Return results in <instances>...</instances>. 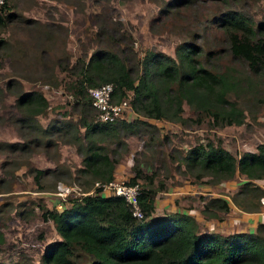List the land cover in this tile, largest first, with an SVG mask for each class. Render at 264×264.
Wrapping results in <instances>:
<instances>
[{
    "label": "trees",
    "instance_id": "16d2710c",
    "mask_svg": "<svg viewBox=\"0 0 264 264\" xmlns=\"http://www.w3.org/2000/svg\"><path fill=\"white\" fill-rule=\"evenodd\" d=\"M3 4L4 1L0 7ZM169 4L176 5L174 0ZM213 22L225 35L229 54L228 60L218 67L203 62V56L211 51L203 54L202 46L194 41H178L173 55L147 47L136 56L131 50H118L114 46L116 39L109 35V43L98 45L76 61L74 77L68 85L76 118L52 119L43 126L35 118L47 106L41 91L30 89L16 95L14 103L21 114L18 120L30 129L25 141L0 140V149L3 145L26 149L30 142L55 147L59 141H69L80 154L81 165L75 172L82 175L84 189H92L69 198L60 208L40 205L42 218L52 221L59 236L46 243L41 264H76L79 256L87 258L85 264H264L263 222L250 231H200L196 219L187 212L152 214L153 196L163 186L161 181L155 188L140 185V217L131 213L122 195H103L98 193L99 186L93 185L94 181L106 182L114 177L117 158L109 153L104 141L121 143V128L136 130L140 123H150L140 117L129 121L89 117V86L111 82L114 100L129 92L133 111L143 117L164 118L183 125L198 123L203 117L219 126L245 122L239 98L247 100L259 91L264 94V23L253 25L248 16L233 8L221 11ZM260 75L261 83L254 79ZM183 102L194 115H182ZM171 156L197 182L215 184L236 171L244 174L229 198L240 209H259L264 188L256 180L264 174V141L235 155L221 144L219 137L206 138ZM28 170L38 182L48 169L30 165ZM132 170L128 182L136 181L142 174L136 165H132ZM144 177L147 182L152 180V175ZM228 208L223 196L208 195L203 198L201 212L218 217L217 210Z\"/></svg>",
    "mask_w": 264,
    "mask_h": 264
},
{
    "label": "rangeland",
    "instance_id": "374dc122",
    "mask_svg": "<svg viewBox=\"0 0 264 264\" xmlns=\"http://www.w3.org/2000/svg\"><path fill=\"white\" fill-rule=\"evenodd\" d=\"M169 1L4 0L0 7V140L25 141L30 128L18 120L21 114L14 103L16 95L25 90L37 89L47 99L46 108L35 115L41 125L52 119L76 118L68 86L76 61L98 45L109 43V35L116 39L118 50H131L136 56L147 47L173 55L175 43L194 41L202 46L203 54L211 51L203 56V62L218 67L229 54L225 35L213 24L216 15L233 8L248 16L253 25L264 23V0H174L175 6ZM254 79L261 83L263 76ZM258 96L264 94L259 91L247 100L239 98L246 115L239 125H211L208 117L183 125L123 111L127 121L140 117L150 124L140 123L136 130L121 128V143L104 141L117 158L114 178L127 181L133 175L132 165H136L142 174L135 179L143 187L155 188L161 181L163 189L155 193L157 210L171 195H182L184 201L194 198L189 194L193 191H208L213 186L197 182L171 154L206 138L219 137L235 155L264 141V99ZM182 108V115H194L185 102ZM95 113L89 106L87 115L95 118ZM26 147L3 145L0 149V264H41L46 243L59 236L52 221L42 218L40 205L51 208L59 206L60 200L68 203L67 196L63 199L56 193L58 184L84 189L82 175L75 172L81 163L73 143L59 141L55 147H45L30 142ZM30 165L48 169L38 182L28 170ZM144 175H152V180L147 182ZM225 191L221 192L229 198L232 192ZM77 258L76 264L87 260Z\"/></svg>",
    "mask_w": 264,
    "mask_h": 264
},
{
    "label": "crops",
    "instance_id": "0c3cea01",
    "mask_svg": "<svg viewBox=\"0 0 264 264\" xmlns=\"http://www.w3.org/2000/svg\"><path fill=\"white\" fill-rule=\"evenodd\" d=\"M248 149H254L248 148ZM244 174L236 171L233 176L230 178L222 179L218 183L210 184L213 187L206 189L208 191H193L190 196H194V198L189 197L184 201L180 200L182 195H171V197L165 201L163 204L160 203L161 206L159 210H157V205L155 204V195L153 196V210L152 214L159 215L163 211H179V212H187L191 214L197 221L198 230L200 231H208L213 230L219 233H228L233 231H242V230H254L258 222L264 223V198H261V202L259 205V209L257 210H243L234 205L231 200H229L228 196L221 191L226 190L228 192H233L237 189L238 184L241 180H243ZM256 182L264 188V174L261 178L257 179ZM163 188L160 187L162 190ZM205 190V189H204ZM225 191V192H226ZM200 192L199 194H197ZM200 194L204 196L208 195H219L223 196L227 199L229 203V208L226 211L217 210L218 217L216 216H207L201 212V207L203 203V198L200 197ZM177 196V198H176ZM179 196V197H178ZM198 201V203H197ZM56 207L57 206H52ZM165 208H168L167 210ZM232 217H230V216ZM234 221V222H232Z\"/></svg>",
    "mask_w": 264,
    "mask_h": 264
},
{
    "label": "built area",
    "instance_id": "2783aa9c",
    "mask_svg": "<svg viewBox=\"0 0 264 264\" xmlns=\"http://www.w3.org/2000/svg\"><path fill=\"white\" fill-rule=\"evenodd\" d=\"M4 0H0V4ZM87 92L90 98V104L95 110V117L101 121H117L118 119H123V111L131 112L133 111L132 106L129 101L130 93L127 92L125 96H122L119 100H114L112 97V84L111 82H102L98 85H93L87 87ZM93 185L99 186L98 193L105 194H120L124 197L126 203L129 205L130 211L133 215L140 217L141 212L137 204V194L140 189V184L138 181L128 182L123 180H117L114 177L106 182L94 181ZM92 189H83L80 186L75 185H57L56 193L60 198L68 201L69 198L76 197L81 194L91 192ZM74 191L75 194H70ZM59 201L60 208L65 201Z\"/></svg>",
    "mask_w": 264,
    "mask_h": 264
}]
</instances>
